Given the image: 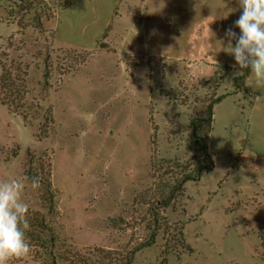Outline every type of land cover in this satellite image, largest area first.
I'll list each match as a JSON object with an SVG mask.
<instances>
[{"label":"rangeland","instance_id":"374dc122","mask_svg":"<svg viewBox=\"0 0 264 264\" xmlns=\"http://www.w3.org/2000/svg\"><path fill=\"white\" fill-rule=\"evenodd\" d=\"M241 14L237 0H0V78L18 91L0 86V181L26 177L28 233L48 229L16 264L123 258L151 235L132 264H264V85L235 92L217 42ZM222 95L213 170L157 206L198 159L189 121Z\"/></svg>","mask_w":264,"mask_h":264},{"label":"clouds","instance_id":"9594fccd","mask_svg":"<svg viewBox=\"0 0 264 264\" xmlns=\"http://www.w3.org/2000/svg\"><path fill=\"white\" fill-rule=\"evenodd\" d=\"M242 14L234 22L240 34L229 27L225 40L217 41L235 59L242 70L250 69L258 85H264V0H237ZM235 9H231L229 15ZM226 42V47L223 45ZM235 42V46H233ZM255 101L264 102V95ZM26 177H13L0 181V264H16L30 255L27 238L30 230L28 204L23 199ZM32 188L39 187L38 178L31 180Z\"/></svg>","mask_w":264,"mask_h":264},{"label":"trees","instance_id":"16d2710c","mask_svg":"<svg viewBox=\"0 0 264 264\" xmlns=\"http://www.w3.org/2000/svg\"><path fill=\"white\" fill-rule=\"evenodd\" d=\"M240 32L238 33V35ZM243 74L236 76L232 80V85L234 87V91L239 93L243 91L245 88V82L248 79L250 75V69L242 70ZM45 78H48L49 74L45 73ZM0 86L3 88L8 87L12 91H15L17 94V89H13L12 85H6V82H2V77L0 78ZM227 95H222L214 99L212 102L209 103V105L206 108L205 115L203 117H197L193 118L189 121L188 124V130H189V139L192 142V144L195 146L197 150V156L198 159L194 160L195 163L191 165L190 171L187 173H182L181 177L176 179L171 186L169 193L167 197H165L162 201L157 203V206L161 208H167L170 206V204L175 201L178 196L181 195L184 186L189 182H199L200 179L203 177L204 174L209 173L213 170L214 164L213 159L209 153V145H208V137L212 132V124H213V109L216 104H220ZM4 104H6L4 102ZM8 104V103H7ZM9 105V104H8ZM26 176L28 177V180L31 182L33 178H38L39 185L44 186V193L42 195L43 202L50 203V207L54 203V195L52 192V186L50 181L41 182V180L38 177V174L36 173V170L33 168V163L31 160L28 161L27 170L25 171ZM156 211V210H154ZM37 225L35 226L37 229H40L41 231H37L35 235H30L28 232L26 235H29L34 242H37V244L41 243L43 244L42 239V230H48L45 225L44 220H38L35 219ZM50 232V230H49ZM51 241L54 242L53 237H51ZM155 242L154 235H151L150 240L147 243L142 244L141 246L136 247L134 250L130 251L126 257L123 258H115L114 256L110 255V253L103 251H96L97 255L95 256V263L94 264H132L134 255L148 247H151ZM261 242L263 243V239L261 238ZM43 248L45 247L41 245ZM89 261V260H88ZM69 264H88L86 260L82 257H79L77 254L71 259L68 260ZM52 264H59L58 261L55 259H52Z\"/></svg>","mask_w":264,"mask_h":264}]
</instances>
